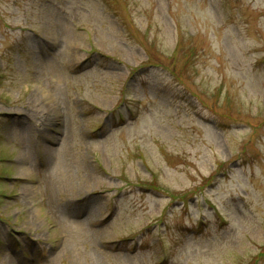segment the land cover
I'll use <instances>...</instances> for the list:
<instances>
[{
	"label": "rangeland",
	"instance_id": "374dc122",
	"mask_svg": "<svg viewBox=\"0 0 264 264\" xmlns=\"http://www.w3.org/2000/svg\"><path fill=\"white\" fill-rule=\"evenodd\" d=\"M0 264H264V0H0Z\"/></svg>",
	"mask_w": 264,
	"mask_h": 264
},
{
	"label": "bare ground",
	"instance_id": "6f19581e",
	"mask_svg": "<svg viewBox=\"0 0 264 264\" xmlns=\"http://www.w3.org/2000/svg\"><path fill=\"white\" fill-rule=\"evenodd\" d=\"M51 152H52V151H51ZM53 153L56 154V151L54 150ZM87 207H90V205H87ZM87 210H88V209H87ZM90 217H91L90 214L87 215V219H86V220H87V221H90V219L92 220V218H90Z\"/></svg>",
	"mask_w": 264,
	"mask_h": 264
}]
</instances>
